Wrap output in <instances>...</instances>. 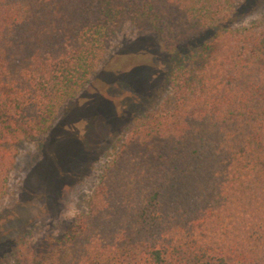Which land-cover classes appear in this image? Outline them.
Segmentation results:
<instances>
[{
    "label": "trees",
    "instance_id": "1",
    "mask_svg": "<svg viewBox=\"0 0 264 264\" xmlns=\"http://www.w3.org/2000/svg\"><path fill=\"white\" fill-rule=\"evenodd\" d=\"M236 1L0 0V198L17 146L126 23L181 56L166 108L130 131L38 264H264V19L228 27Z\"/></svg>",
    "mask_w": 264,
    "mask_h": 264
},
{
    "label": "rangeland",
    "instance_id": "2",
    "mask_svg": "<svg viewBox=\"0 0 264 264\" xmlns=\"http://www.w3.org/2000/svg\"><path fill=\"white\" fill-rule=\"evenodd\" d=\"M262 19L264 0H237L227 25L243 28ZM180 61V52L164 51L154 35L123 26L96 72L65 98L50 128L17 146L0 198V264H38L88 213L130 131L166 108L170 74Z\"/></svg>",
    "mask_w": 264,
    "mask_h": 264
}]
</instances>
